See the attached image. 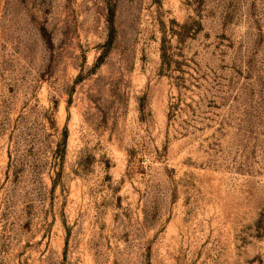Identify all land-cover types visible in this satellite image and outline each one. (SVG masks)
I'll use <instances>...</instances> for the list:
<instances>
[{"label": "rangeland", "instance_id": "1", "mask_svg": "<svg viewBox=\"0 0 264 264\" xmlns=\"http://www.w3.org/2000/svg\"><path fill=\"white\" fill-rule=\"evenodd\" d=\"M0 264H264V0H0Z\"/></svg>", "mask_w": 264, "mask_h": 264}, {"label": "trees", "instance_id": "2", "mask_svg": "<svg viewBox=\"0 0 264 264\" xmlns=\"http://www.w3.org/2000/svg\"><path fill=\"white\" fill-rule=\"evenodd\" d=\"M178 26L179 29H172V34L178 37L179 42H182L187 36H189V34L193 33L192 25H190L189 23H185L183 25ZM193 30L196 31V29L194 28ZM171 49L172 47L167 40V36H165L161 45L162 72L172 71L175 68H178V70H183L181 69L182 67L179 65L180 62L175 59V54L171 52Z\"/></svg>", "mask_w": 264, "mask_h": 264}]
</instances>
